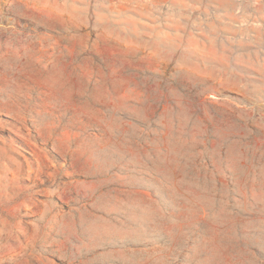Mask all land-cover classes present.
I'll return each instance as SVG.
<instances>
[{
	"label": "rangeland",
	"instance_id": "rangeland-1",
	"mask_svg": "<svg viewBox=\"0 0 264 264\" xmlns=\"http://www.w3.org/2000/svg\"><path fill=\"white\" fill-rule=\"evenodd\" d=\"M0 264H264V0H0Z\"/></svg>",
	"mask_w": 264,
	"mask_h": 264
}]
</instances>
